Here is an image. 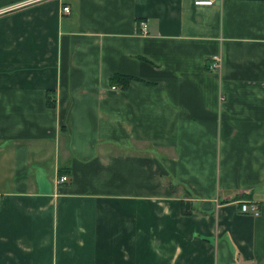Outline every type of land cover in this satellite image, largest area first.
<instances>
[{
    "label": "crops",
    "instance_id": "0c3cea01",
    "mask_svg": "<svg viewBox=\"0 0 264 264\" xmlns=\"http://www.w3.org/2000/svg\"><path fill=\"white\" fill-rule=\"evenodd\" d=\"M194 1L0 0V264H264V0Z\"/></svg>",
    "mask_w": 264,
    "mask_h": 264
},
{
    "label": "built area",
    "instance_id": "2783aa9c",
    "mask_svg": "<svg viewBox=\"0 0 264 264\" xmlns=\"http://www.w3.org/2000/svg\"><path fill=\"white\" fill-rule=\"evenodd\" d=\"M218 0H195L194 5L199 7H211L213 6ZM62 13L67 14L68 8L62 7ZM148 29V25L145 21H140L139 23V32L141 34H146ZM210 63L208 64L209 71H216L219 69L220 66V59L218 56H212L210 58ZM66 181V177L60 176L56 179V183H64ZM240 211L242 214L250 215L253 217H257L259 215V208L255 203L251 202H242L240 205Z\"/></svg>",
    "mask_w": 264,
    "mask_h": 264
},
{
    "label": "trees",
    "instance_id": "16d2710c",
    "mask_svg": "<svg viewBox=\"0 0 264 264\" xmlns=\"http://www.w3.org/2000/svg\"><path fill=\"white\" fill-rule=\"evenodd\" d=\"M113 81H114L113 83H117V81H119L120 83H124L125 82V80L122 77H120V76H116V79H114Z\"/></svg>",
    "mask_w": 264,
    "mask_h": 264
}]
</instances>
